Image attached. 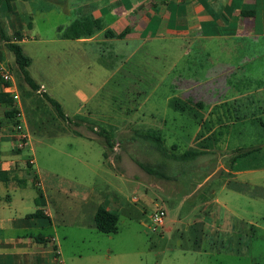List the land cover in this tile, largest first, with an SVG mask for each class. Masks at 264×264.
<instances>
[{
    "label": "rangeland",
    "instance_id": "obj_1",
    "mask_svg": "<svg viewBox=\"0 0 264 264\" xmlns=\"http://www.w3.org/2000/svg\"><path fill=\"white\" fill-rule=\"evenodd\" d=\"M54 7L47 0H14L0 15L11 40L26 39L21 46L32 59L30 76L61 105L67 120L26 85L1 40L0 49L29 122L31 148L24 155L34 158L44 182L61 192L48 189L47 209L65 264H264V168L233 176L264 166V123L219 119L225 109L210 107L218 100L217 84L188 93L191 104L201 103L202 110L175 111L170 102L182 99L185 90L177 91L171 79L188 77L181 64L178 74L169 73L177 59L152 55V48L159 49L156 43L139 52L133 46L122 52L93 43L79 54L76 44L58 40L65 20ZM258 66L264 68V59ZM151 130L161 134L170 153H175L172 146L177 154L198 146L200 133L216 134L219 143L213 153L180 164L144 138ZM105 135L115 146L108 157ZM251 146L260 151L229 169L234 157L229 152ZM142 165L165 172L168 179ZM29 192L39 195L32 184ZM112 201L118 231L104 234L95 228L93 213ZM161 209L165 223L154 230L153 216Z\"/></svg>",
    "mask_w": 264,
    "mask_h": 264
},
{
    "label": "crops",
    "instance_id": "obj_2",
    "mask_svg": "<svg viewBox=\"0 0 264 264\" xmlns=\"http://www.w3.org/2000/svg\"><path fill=\"white\" fill-rule=\"evenodd\" d=\"M47 1L56 3L54 10L65 20L59 26L58 40L76 44L74 49H78L79 54L80 48L93 43L122 52L129 46H133L134 52L144 51L148 44L156 43L159 49L152 48V55L177 59L169 73L178 74L181 64L182 74L188 76L171 79L178 84L175 85L177 91L185 90L180 93L181 100L191 101L188 93L196 87L203 91L206 84H217L218 100L210 107H217L221 112L225 109L219 119L231 116L234 124L264 123V68L258 66V61L264 59V0ZM86 18L100 21L103 29L91 37L63 39L64 30ZM30 19L32 29L34 19ZM127 29L130 31L124 39L105 36L107 31L118 36ZM16 42L22 44L26 39ZM190 75L207 76V79L199 82ZM112 80L109 83L112 84ZM6 86L0 78V94L8 95L12 102L11 106L0 103V264H59V259L65 264L56 243L55 219L47 209L48 189L57 191L59 187L45 183L34 158L24 155V151L31 148L29 122ZM12 106L18 111V124L29 136L24 148H19L18 124L6 118ZM240 149L245 150L239 147L229 153L235 157ZM232 159L228 166L231 170ZM263 168L237 171L233 176ZM31 184L38 190L37 198L29 192ZM114 202L95 207L93 218L100 207L118 214ZM28 203L31 205L27 206ZM36 212L40 215L33 217ZM51 230L54 233L51 234Z\"/></svg>",
    "mask_w": 264,
    "mask_h": 264
},
{
    "label": "trees",
    "instance_id": "obj_3",
    "mask_svg": "<svg viewBox=\"0 0 264 264\" xmlns=\"http://www.w3.org/2000/svg\"><path fill=\"white\" fill-rule=\"evenodd\" d=\"M10 1L12 2L13 0H0V10L4 5H7ZM102 29L103 27L100 21L86 18L84 20H77L73 22V24L70 27H68L66 30L62 32L63 33L62 37L63 39H69V40L87 38V37H91L92 35H94L95 33H97L98 31ZM129 31L130 29H127L125 30V32L121 33L118 36L113 34L111 31H107L105 33V36L107 38L124 39L126 35L129 33ZM16 35L18 37L19 33H16ZM0 40L5 43V46L8 49V51L13 54L15 63L26 85H28L33 92H40L41 87L34 81V79L30 76L28 72V68L32 64V59L25 54L21 44L9 38L4 28L1 15H0ZM2 60H3V54L0 49V61ZM41 95L43 99H45L55 109V112L57 113L60 119H63V120L68 119V117L64 114L61 105L56 100L50 98L46 93H42ZM0 103H6L10 106L12 105L11 99H9V96L5 94H0ZM170 106L175 111H178L181 113H191L192 111L195 112L194 110H196L197 108L200 110L203 109V105L201 103L191 104L190 101H183L179 98L172 99L170 102ZM37 107L41 108L39 107V105H37ZM17 113H18L17 109H15L12 106L11 111L6 114L7 120L10 121L14 125H17L19 123V121L16 118ZM195 116L197 115L195 114ZM143 136L147 141L151 143V145L157 151L161 152L169 160L175 161L180 164L194 162L198 158L206 154L212 153L214 151L213 149L216 146V144L219 143V138L217 137L216 134L210 133L209 135H206L204 137V134L200 133L196 137V144L198 146L195 145V147H192L181 154H177L176 153L178 149L177 146H172L171 151L175 153H170L169 152L170 150L167 149L165 146V140L162 138L161 134L154 133L151 130V131H148ZM104 139H105V144L107 147V153L105 154V156L108 157L109 151L115 148V146H114L113 140H111L108 136L105 135ZM202 143H205V145H202ZM258 151H260V148L252 149L249 151L240 149L238 150L239 154H237L232 159V163L234 164L235 162H238V161L243 162L244 160L249 159L251 154L258 152ZM261 165L263 166V164ZM261 165H257L256 167H262ZM142 168L151 175H157L163 179L165 178L168 179L165 172L154 171L150 167H146L144 165H142ZM39 215L40 213L36 212L32 216L35 217ZM118 224H119V215L117 213L111 212L103 207L98 208V210L96 211L95 217H94V226L99 232L104 233V234H116L118 231ZM198 242L200 241L199 240L195 241L196 250H200Z\"/></svg>",
    "mask_w": 264,
    "mask_h": 264
},
{
    "label": "built area",
    "instance_id": "obj_4",
    "mask_svg": "<svg viewBox=\"0 0 264 264\" xmlns=\"http://www.w3.org/2000/svg\"><path fill=\"white\" fill-rule=\"evenodd\" d=\"M0 76L4 81V83L7 84L6 89L8 90V93L12 95V99L14 101H19L20 97L16 93L15 82L13 81V77L9 73L8 69L4 67L2 61H0ZM16 131L18 133L19 148L26 147L28 145L29 136L25 132L24 127L18 124L16 126ZM165 218H166V211L164 209H161L154 214L153 216V223L155 225L154 230H156L158 227L164 226ZM59 264H64V263L59 259Z\"/></svg>",
    "mask_w": 264,
    "mask_h": 264
}]
</instances>
